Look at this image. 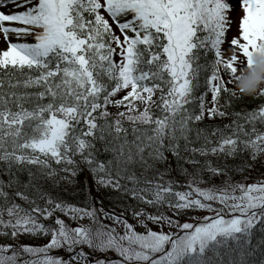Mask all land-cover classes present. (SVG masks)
I'll return each mask as SVG.
<instances>
[{
  "label": "snow or ice",
  "instance_id": "obj_1",
  "mask_svg": "<svg viewBox=\"0 0 264 264\" xmlns=\"http://www.w3.org/2000/svg\"><path fill=\"white\" fill-rule=\"evenodd\" d=\"M258 56L264 0H0V264H264Z\"/></svg>",
  "mask_w": 264,
  "mask_h": 264
},
{
  "label": "clouds",
  "instance_id": "obj_2",
  "mask_svg": "<svg viewBox=\"0 0 264 264\" xmlns=\"http://www.w3.org/2000/svg\"><path fill=\"white\" fill-rule=\"evenodd\" d=\"M257 68L255 70L244 69L248 73V79L242 82L239 87L243 88L246 95H253L264 87V57H257Z\"/></svg>",
  "mask_w": 264,
  "mask_h": 264
},
{
  "label": "trees",
  "instance_id": "obj_3",
  "mask_svg": "<svg viewBox=\"0 0 264 264\" xmlns=\"http://www.w3.org/2000/svg\"><path fill=\"white\" fill-rule=\"evenodd\" d=\"M257 103H260V101H259V100L251 101V102H248L247 104H242L241 107L252 108V107H254ZM105 202H106V201H105Z\"/></svg>",
  "mask_w": 264,
  "mask_h": 264
},
{
  "label": "rangeland",
  "instance_id": "obj_4",
  "mask_svg": "<svg viewBox=\"0 0 264 264\" xmlns=\"http://www.w3.org/2000/svg\"><path fill=\"white\" fill-rule=\"evenodd\" d=\"M248 79V78H247ZM107 202V201H106Z\"/></svg>",
  "mask_w": 264,
  "mask_h": 264
}]
</instances>
